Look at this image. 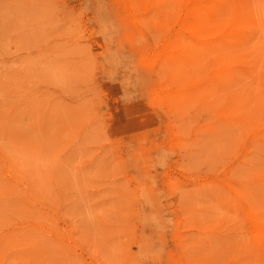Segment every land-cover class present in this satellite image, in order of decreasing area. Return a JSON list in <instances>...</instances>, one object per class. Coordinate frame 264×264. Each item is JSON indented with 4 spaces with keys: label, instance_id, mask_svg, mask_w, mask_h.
Returning a JSON list of instances; mask_svg holds the SVG:
<instances>
[{
    "label": "rangeland",
    "instance_id": "1",
    "mask_svg": "<svg viewBox=\"0 0 264 264\" xmlns=\"http://www.w3.org/2000/svg\"><path fill=\"white\" fill-rule=\"evenodd\" d=\"M263 26L264 0H0V264H264Z\"/></svg>",
    "mask_w": 264,
    "mask_h": 264
},
{
    "label": "bare ground",
    "instance_id": "2",
    "mask_svg": "<svg viewBox=\"0 0 264 264\" xmlns=\"http://www.w3.org/2000/svg\"><path fill=\"white\" fill-rule=\"evenodd\" d=\"M216 1H217V0H216ZM243 1H244V0H243ZM251 1H252V0H251ZM214 3H215V2H214ZM220 3H221V1H220ZM223 3H224V2H223ZM223 3H222V5H223ZM246 3H247L246 1H245V4L242 3V4H241L242 7L245 6ZM249 3H250V2H249ZM236 4H237V3H236ZM238 4H239V3H238ZM239 6H240V5H239ZM246 6H248V5H246ZM249 6H250V4H249ZM212 7H214V6H212ZM216 7H217V6H216ZM219 7H220V6H219ZM250 7H251V6H250ZM217 8H218V7H217ZM226 8H227V5H226ZM243 8H244V7H243ZM219 9H222V8H218V12L220 11ZM233 9H234V8H233ZM246 9H247V7H246ZM216 10H217V9H216ZM222 10H223V9H222ZM225 10H226V9H225ZM231 10H232V9H231ZM240 10H241V9H240ZM242 11H243V13H245V12H244V9H242V10H241V13H239V14H243ZM246 11H248V10H246ZM209 12H210V11H209ZM212 12H213V11H212ZM215 12H216V11H215ZM220 12H221V11H220ZM222 12H223V11H222ZM249 12H252V11L249 9ZM249 12H247V13H249ZM226 13H227V12H226ZM261 13H262V12H261ZM211 14H212V13H211ZM214 14H215V13H214ZM227 14H228V13H227ZM234 14H235V13H234ZM212 15H213V14H212ZM229 15H230V14H229ZM229 15H228V16H229ZM232 15H233V13H232ZM237 15H238V14H237ZM247 15H248V14H247ZM251 15H253V14L251 13ZM234 16H235V15H234ZM245 16H246V15H245ZM245 16H244V17H245ZM261 16H262V15H261ZM213 17H214V16H213ZM215 17H216V16H215ZM236 17H237V16H236ZM247 17H248V19H249V15L246 16V18H247ZM225 18H226V16H225ZM228 18H230V17H228ZM251 18H252V17H251ZM261 18H262V17H261ZM231 19L233 20V18H231ZM241 19H242V17H241ZM241 19H240V20H241ZM242 20H243V19H242ZM237 21H238V20H237ZM245 21H246V20H245ZM254 21H256V20H254ZM259 22H260V21H259ZM223 23H224V22H223ZM236 23H237V22H236ZM239 23H241V21H240ZM254 23H256V24L258 25L257 22H254ZM227 24H228V23H227ZM230 24H231V23H230ZM256 24H254V25L257 26ZM259 24H260V23H259ZM262 24H263V22H262ZM245 25H247V24H245ZM241 26H242V25H241ZM251 26H252V25H251ZM258 26H259V25H258ZM258 26H257V27H258ZM260 26H261V24H260ZM236 27H237V26H236ZM263 27H264V26H263ZM225 28H226V27H225ZM225 28H224V29H225ZM228 28H231V26L228 27ZM228 28H227V29H228ZM237 28H239V27H237ZM237 28H236V29H237ZM253 28H254V27H253ZM234 29H235V28H233L232 30H234ZM241 29H242V28H241ZM241 29H240V30H241ZM256 29H257L258 31H259V30L262 31V30L260 29V27H259V29H258V28H255L253 32H255ZM243 30H244V29H243ZM228 31H229V30H228ZM241 31H242V30H241ZM236 32H237V31H236ZM248 32H249V31H248ZM253 32H252V33H253ZM256 32H257V31H256ZM244 33H245V32H243V34H244ZM250 33H251V32H250ZM250 33H248V34H250ZM257 33H258V32H257ZM260 33L262 34V32H260ZM260 33H259V34H260ZM230 34H231V33H230ZM233 34H234V32H233ZM254 34H255V33H254ZM254 34H253V35H254ZM263 34H264V32H263ZM237 35L242 36L241 33H238ZM256 35H257V34H256ZM233 36H234V35H233ZM235 36H236V34H235ZM239 36H238V38H239ZM248 36H249V35H248ZM250 36H251V35H250ZM250 36H249V37H250ZM260 36H261V35H260ZM243 37H246V36H243ZM249 37H248V38H249ZM256 37H257V36H256ZM250 38H251V37H250ZM253 38H255V37H253ZM234 39H236V37H234ZM262 39H263V36H262ZM262 39H261V40H262ZM236 40H237V39H236ZM236 40H235V41H236ZM239 40H240V38H239ZM250 40H253V39H250ZM250 40L248 39V41H250ZM245 41H247V40H245ZM257 41H258V40H257ZM257 41H256V42H257ZM262 41H263V40H262ZM230 42H231V41H230ZM242 42H243V40H242L240 43H242ZM250 42H251V41H250ZM250 42H248V43H250ZM223 43H226V41L223 42ZM248 43L246 42L245 44H248ZM230 44H231V43H230ZM232 44H235V43H233V41H232ZM263 44H264V43H263ZM228 45H229V44H228ZM243 45H244V44H243ZM245 88H246V87H245ZM250 93H251V92H250ZM198 220H199V218H198Z\"/></svg>",
    "mask_w": 264,
    "mask_h": 264
}]
</instances>
